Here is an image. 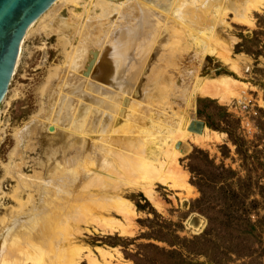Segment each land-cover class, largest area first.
<instances>
[{"label":"rangeland","instance_id":"rangeland-1","mask_svg":"<svg viewBox=\"0 0 264 264\" xmlns=\"http://www.w3.org/2000/svg\"><path fill=\"white\" fill-rule=\"evenodd\" d=\"M78 1L68 0L57 8L50 7L46 15L51 18L44 23L47 27L42 25L44 16L32 24L23 38L14 75L0 105L1 233L11 225L13 218L24 215L32 206L38 208L40 198L45 199L56 189L67 192L72 186L77 189L87 185L92 191L108 184L133 210L128 235H109L95 226L94 218L97 217L121 220L110 207L97 203L95 195L94 203L79 202V207H67L72 215L69 228L56 233L55 238L56 247L61 251L60 260L41 261V264H65L71 247L76 252L73 257L79 259L80 264H264V2L252 12L247 24L237 23L229 13L224 20L228 27L218 25L216 29L203 19L207 10L198 4H188L190 8L199 9L189 16L193 27L188 31L187 28L178 29L180 32L166 41L165 46L157 45L156 58L147 63L150 67L158 61V64L168 62L175 80L178 76L184 81L195 78L230 80V87L223 88L228 91H219L228 97L225 103L190 96L178 81L171 87L158 85L152 88L154 97L149 103L126 109V116H132L134 111L133 116L137 117L143 109L148 111L150 106H155L149 120L152 125L146 121L143 124L149 129L140 130L136 120H125L124 115V123L130 121L127 130L121 124L108 126L107 133L100 132L106 139V147L109 146L107 151H111L104 158L112 159L115 165L114 153L127 156L136 154L143 146L150 147L147 138L162 139L168 123L179 117L178 114L188 123H202L211 137L205 147L188 138L176 146L180 177L176 184L189 188L182 190L171 184L163 186L145 181L139 175L131 179L134 178L132 174L122 171L112 181L101 185L96 182L99 179L83 185L81 177L72 179V186L64 181L62 184L60 176L73 168L68 165L75 160L83 140L85 149L89 143L93 152L100 142L98 138L92 147L93 134L88 130L93 119L82 115V94H86V89L84 91L81 84L85 81L91 84L94 80V56L100 50L98 57L103 59L101 49L116 30L111 22H121L117 28L125 31L136 21L147 18L144 13L140 16L136 12H123L121 0ZM139 2L130 0L129 9L132 7L136 11ZM145 12L148 17L152 16ZM58 25L64 30L59 32ZM71 29L80 35V43L73 44L72 39L65 38ZM209 49L222 55L226 62L211 55ZM142 79L134 88H125V95L134 99L149 95L145 89L146 77ZM123 92L118 90L113 94L118 97ZM132 101L130 99V103ZM158 113L165 114L162 117ZM162 120L165 123H161ZM130 126L139 130L136 136L140 143L136 137L134 148L125 141V138L132 139L123 137L128 136L126 131ZM54 133L62 140L56 141L58 135ZM117 142L119 144H115ZM153 147L157 151L161 148ZM148 187L153 196L145 194L144 188ZM193 217L197 220L194 218L189 224ZM98 251L107 255L106 261L99 257Z\"/></svg>","mask_w":264,"mask_h":264},{"label":"bare ground","instance_id":"bare-ground-1","mask_svg":"<svg viewBox=\"0 0 264 264\" xmlns=\"http://www.w3.org/2000/svg\"><path fill=\"white\" fill-rule=\"evenodd\" d=\"M66 1L68 0H56L51 7L57 8L61 2L65 3ZM73 1L74 3L76 1L77 3L79 2L78 0ZM81 1L82 0H80V2ZM121 2L123 12L128 14L136 12L140 16L142 15V13H144L147 18L146 20L136 21L134 25L126 28L125 31H121L117 28L120 26L121 22L119 24H116L117 21L111 22L113 24V29L116 28V30L113 32L111 38L107 40L105 46L101 49V51H103V54L101 55L103 59L101 60L98 57V52H100V50L96 52L97 55H95V58L93 59L94 62H96V64L93 65L95 81L93 80L91 84L87 81L81 84V87H84V91L86 89V94H82V104L84 105V112L82 113V115H87L93 119L92 126L90 130H88L89 133L93 134V136L91 137V140L93 141L92 147H94V144L98 138H100V142L97 144V146L95 147V151L93 152V150L88 147L89 143L87 144V149H85V141L83 140V145L80 146V148L77 149L76 152L78 157L76 156L74 160L75 162L71 161V163L68 165H73V168L69 167L70 169L66 170V172L60 176V180L62 184L65 183L68 186H72L70 181L72 179H77V177H81L80 180H82L83 183H81L83 185H85L86 182H88L87 184H89L90 182H92V179H99V182L97 180L96 182L101 185L106 183L108 180L112 181V179L118 177V175H120V172L122 171L124 172L123 174H132L133 177H138L137 175H139L140 179L143 178L145 179V181H155L163 184V186H165L164 184H171L173 185V187H178V189L186 190L187 187L183 185L179 186L176 184L177 180L180 179L176 164V158L178 156V152L176 151L179 150L176 146L178 142L179 145H181L182 143H184L183 141L188 138L192 142H195L196 144L198 143L202 146L204 145L205 147V144H207L211 140V137H209V131L206 128L203 127L200 130H196V123H188V121L183 118L184 116L182 117L178 114L179 117L176 116L170 123H168L169 127H166L168 129H166L165 135L163 134V136H161L162 139H154L149 137L147 138L149 146L155 151L151 150L150 147L146 148L145 146H143V148L136 152V154L135 152H133V154H127L126 156L124 153L123 156H121V154L117 155V153H114L112 156L113 159H115V165L112 164V159H107V157L104 158V155H106V153L109 154L111 151H107L109 146L106 147V139L100 136V132L104 131L107 133L108 126L114 127L121 124H124V130H127V126L130 122L129 120H136L137 127L138 125L141 126L139 128L140 130L144 129L145 127L148 128L147 126H143V124H145V121L147 123L150 122V118H152L154 115L152 108H154L155 106H150L148 108V111H144V109L142 108L143 113H139L140 110L138 109L137 113L139 114L136 113L137 117H135V115L133 116L134 111L131 112L132 116H126V109H128V107L130 106H133L131 107L133 109L138 105H146L147 103H149V101H151V98L154 97V92L151 90L152 88H156L158 85L159 87L164 88L166 86L169 87L173 82L178 81L179 85L184 89L185 93H188L190 96H198L201 98L206 97L215 99L218 103H225L228 97L222 96L219 91L224 87L227 88L229 85H231L230 80L226 78L199 79L195 78V76V79L186 81L182 80L178 76L175 80L176 77L174 76L175 74H173L174 71L169 69L168 62H163V64L161 62L158 64V61L150 67L147 65V63L150 60L153 61L154 58H156L155 48L157 45L161 44L163 46L166 41L171 40V38L173 37L175 38L180 29L184 30V28H187L186 31H188L193 27L191 26L193 22H190L191 19L189 18V16L195 10H197L198 7L190 8L188 4H192L190 6L198 4L203 7V10H207L209 14L207 15V12L206 16L202 18L204 20L207 19L208 23H210V25L216 29V26L218 25H222L223 27L224 25H226V28L228 27V24L224 20L229 13L233 15V18L237 23L247 24L250 21L252 12L254 10H258V6L262 2H264V0H140L136 11L132 7L129 9L130 0H121ZM144 10L152 14V16L148 17ZM150 10L153 12H150ZM47 13H44L42 15L44 16L42 25H44L45 27H47V25L44 23L49 21L51 18V16L46 15ZM30 27L29 29H31ZM58 29L60 32L63 27L58 25ZM49 31L51 32V30ZM65 38L72 39L73 44L80 43L81 39L80 35L76 33V30L72 29L66 33ZM65 38L62 37V41L64 42V44L66 43ZM117 39L120 41H117ZM167 44L170 45V43ZM208 51L217 59L226 62L225 58L222 55H218L216 52L212 51V49H209ZM166 55L168 54L166 53ZM178 71L181 73L183 72L182 69ZM143 77H146L145 84L147 85V88L145 89L149 91V95L137 97L135 99L126 96L125 90L132 86L134 88L135 86H137V84L139 85L140 82L143 81ZM168 80L171 81V83L168 82ZM118 90H124V92L120 96L115 97L113 93ZM226 90L223 89V91ZM130 99H133L132 103H130ZM164 114L159 115L163 117ZM124 115L126 116L125 120L126 118L129 119L127 123H124ZM161 116H159L160 119ZM113 119L115 120L110 125V122L113 121ZM121 119L123 120L121 121ZM161 123L165 122L163 121ZM150 125H152V123ZM130 127L131 128L126 131L127 134L129 133L128 136L126 135L123 137H128L129 140L132 139L130 141H127V138H125V141L127 144L130 143V147L132 145V147L134 148L136 146L135 141L137 140H135V138L137 137L136 133L138 134L139 130H136V127ZM122 132L124 131L122 130ZM142 132L143 131L139 132L140 136ZM159 133H156L158 135L157 137H159ZM54 134L58 135L57 133ZM213 136L215 137L217 135L213 134ZM137 138V143L139 144V137ZM61 140L62 138L58 135L56 141ZM133 141L135 142L134 144H132ZM212 141L214 140L212 139ZM115 144L119 143L117 142ZM115 144H112V146ZM163 144L166 146H164ZM161 145H163L164 147H161ZM153 146H160L161 148L157 147V151V149H155ZM98 147H101V149L98 150ZM180 154L183 155V152L181 151ZM86 158L88 159L86 160ZM108 158H110V156ZM125 167H127V169ZM62 172L64 171L62 170ZM63 177H65L66 179H63ZM131 179H135V177ZM60 180L58 182H60ZM107 185L108 184H104L100 187H97V189L95 190L93 189L92 191L87 185L77 189L76 186H72L71 190H68L67 192H64V190H60L61 192H58L59 190L57 191L56 189L54 191L52 189L54 191L52 192L53 196L51 193L50 195H46L45 199L40 198V204L38 208L32 206L31 210H29L24 215L17 216L16 219L13 218V221H11V225L2 233L1 231H3V229L2 225H0V264H41V261H53L54 259L58 262L60 260L59 257L61 255V251L56 247L55 244L57 241H55L56 233L60 231L66 232L69 228V223L71 222H69V219L70 216H72L70 215L71 210L69 209L72 206L79 207V202H93V197H95V195H97V203L102 202L103 205L107 208L110 207L111 211H113V214L117 215L121 219L119 221L108 219L104 220L97 217L94 218L95 226L99 228L102 233H107L109 235L113 233H116L120 236L128 235V225H130L129 223H131V220L134 217L133 210L128 202L118 198L119 192H113L115 190H113V188L111 187H108ZM149 188L150 187L144 188V192L147 196L150 197L153 195ZM110 193H112L111 195L113 196H110ZM185 193L187 195L189 194L188 191H186ZM32 218H35V221ZM197 223L199 224V222ZM97 253L99 254V257H101V259L105 260L107 258V255H105L101 251H98ZM67 254H69L70 257L69 260L64 261L65 264H80V261H78L79 259H75L73 257L76 255L75 249H72L71 247V249L67 251ZM109 261H111V257Z\"/></svg>","mask_w":264,"mask_h":264},{"label":"water","instance_id":"water-1","mask_svg":"<svg viewBox=\"0 0 264 264\" xmlns=\"http://www.w3.org/2000/svg\"><path fill=\"white\" fill-rule=\"evenodd\" d=\"M55 1L0 0V105L14 75L24 35ZM196 127V130H200L204 126L202 123H196Z\"/></svg>","mask_w":264,"mask_h":264}]
</instances>
